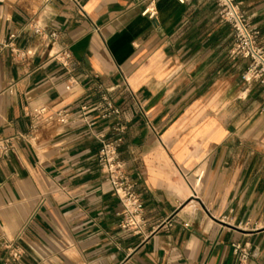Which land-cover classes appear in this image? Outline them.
<instances>
[{
    "label": "crops",
    "instance_id": "1",
    "mask_svg": "<svg viewBox=\"0 0 264 264\" xmlns=\"http://www.w3.org/2000/svg\"><path fill=\"white\" fill-rule=\"evenodd\" d=\"M237 2L264 42V0ZM13 33L27 57L0 53V138L15 144L0 152V240L23 247L21 264H240L235 242L264 264V92L213 0H0V41ZM105 97L119 115L101 117ZM84 115L97 134L126 127L141 233L120 226Z\"/></svg>",
    "mask_w": 264,
    "mask_h": 264
},
{
    "label": "built area",
    "instance_id": "2",
    "mask_svg": "<svg viewBox=\"0 0 264 264\" xmlns=\"http://www.w3.org/2000/svg\"><path fill=\"white\" fill-rule=\"evenodd\" d=\"M185 3L186 0H179ZM220 9L222 20L228 23L233 30V41L230 48V55L233 58H242L247 60V67L243 73V80L247 83L256 82L263 87L264 92V42L261 40V31L254 25L249 17L245 14L241 5L237 0H213ZM150 13L155 16L157 11L155 7L148 6L143 14ZM35 33L46 37L50 36L56 39L57 32L47 33L40 25L33 24ZM17 34L13 33L7 41H0V53L9 48L12 55L20 60L27 57V52L21 49L17 44ZM63 56H62V55ZM55 57L62 65L68 66L71 59L69 51L56 52ZM126 78V77H125ZM127 80V78H126ZM76 83L75 79H71L70 87ZM84 113L91 110L88 103L81 107ZM99 111L102 118H109L113 115L121 113L120 108L115 106L114 102L108 97L104 98V103L95 107ZM264 109V105H263ZM49 106L43 105L35 108L29 115L40 116L48 113ZM52 117L60 120L63 123L72 121L68 109H60L52 112ZM81 121L86 123L89 128H94L96 120L88 119V115L81 117ZM92 133L101 143V148L98 153V162L105 179L113 188L121 203L119 214L122 216L120 226L123 230L141 233L143 228V213L145 203L137 189V183L132 179L127 171L126 164L121 157L120 148L125 140L126 127L120 122L112 127V137L105 133ZM23 137V136H22ZM15 144L13 138H0V152L6 153L14 149ZM204 171H202L197 180L196 185L201 183ZM239 227H242L241 224ZM235 254L239 257L240 264H251L252 252L250 248L241 242L233 243ZM0 249L6 251L3 264H21L25 251L16 240H0Z\"/></svg>",
    "mask_w": 264,
    "mask_h": 264
}]
</instances>
